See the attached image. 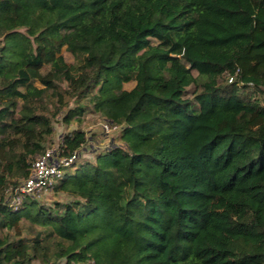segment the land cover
<instances>
[{
	"label": "trees",
	"instance_id": "obj_1",
	"mask_svg": "<svg viewBox=\"0 0 264 264\" xmlns=\"http://www.w3.org/2000/svg\"><path fill=\"white\" fill-rule=\"evenodd\" d=\"M88 111L125 148L70 168L69 202L11 205L53 121ZM35 258L264 264V0H0V264Z\"/></svg>",
	"mask_w": 264,
	"mask_h": 264
},
{
	"label": "rangeland",
	"instance_id": "obj_2",
	"mask_svg": "<svg viewBox=\"0 0 264 264\" xmlns=\"http://www.w3.org/2000/svg\"><path fill=\"white\" fill-rule=\"evenodd\" d=\"M62 54L68 63H73V56L67 51L66 48L62 50ZM136 86L135 82H130L125 85L126 90H132ZM198 88L195 86H191L188 88L187 98H194L195 92H197ZM104 119L100 114L92 111H88L83 116H81V121H74L70 125H67L63 122L62 117H57L53 121L54 134L49 139V144L47 149L53 147H61L64 143L65 138L72 135L75 131H82L86 134L88 139L87 145L82 150V154L80 155L79 161L74 165L75 167L71 169L74 171L76 168L80 167V165L89 161L91 163L96 162L97 154L103 152L104 150L110 147L124 146L125 144L121 141L117 133L107 135L102 130V124ZM46 149V150H47ZM111 149V148H110ZM23 181V180H20ZM7 197L10 201L11 205H17L15 203L17 201V197H15V193H13L12 186L7 191ZM14 198V199H13ZM35 199L39 200L41 204L46 207H52L55 201H71L72 199H65L64 195L61 193H56L54 190L47 194L37 196ZM21 238H30L29 235L23 233ZM68 246V243L61 240L58 236H55L51 239L48 244V253L49 256H55L60 252L61 249ZM31 264H42L39 258H35Z\"/></svg>",
	"mask_w": 264,
	"mask_h": 264
},
{
	"label": "built area",
	"instance_id": "obj_3",
	"mask_svg": "<svg viewBox=\"0 0 264 264\" xmlns=\"http://www.w3.org/2000/svg\"><path fill=\"white\" fill-rule=\"evenodd\" d=\"M123 128L124 125L112 126L106 119L102 124V130L107 135L117 133ZM63 145L47 149L34 159L28 178L13 191L17 197L15 203H18L13 206H18L25 196L37 197L52 192L67 171L79 161L82 151L77 150L68 155Z\"/></svg>",
	"mask_w": 264,
	"mask_h": 264
}]
</instances>
